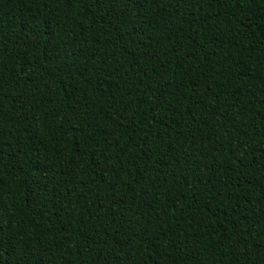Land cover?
I'll return each mask as SVG.
<instances>
[{
  "label": "trees",
  "instance_id": "1",
  "mask_svg": "<svg viewBox=\"0 0 264 264\" xmlns=\"http://www.w3.org/2000/svg\"><path fill=\"white\" fill-rule=\"evenodd\" d=\"M0 264H264V0H0Z\"/></svg>",
  "mask_w": 264,
  "mask_h": 264
},
{
  "label": "snow or ice",
  "instance_id": "2",
  "mask_svg": "<svg viewBox=\"0 0 264 264\" xmlns=\"http://www.w3.org/2000/svg\"><path fill=\"white\" fill-rule=\"evenodd\" d=\"M132 4L134 5L137 0H131ZM142 3H148L149 0H141ZM173 3L176 2V0H172ZM181 2H183V0H181ZM126 7L128 5H125ZM160 7H163V3L160 4ZM135 22L138 26H140L142 29L144 30H151L152 28L155 27V18L154 16H141V17H134Z\"/></svg>",
  "mask_w": 264,
  "mask_h": 264
}]
</instances>
